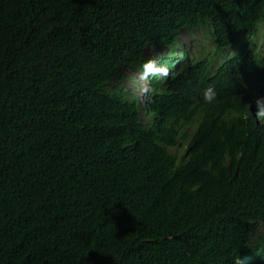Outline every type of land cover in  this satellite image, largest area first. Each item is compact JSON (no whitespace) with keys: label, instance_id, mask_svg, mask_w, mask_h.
I'll list each match as a JSON object with an SVG mask.
<instances>
[{"label":"trees","instance_id":"obj_1","mask_svg":"<svg viewBox=\"0 0 264 264\" xmlns=\"http://www.w3.org/2000/svg\"><path fill=\"white\" fill-rule=\"evenodd\" d=\"M263 22L264 0H0V264H264V198L243 187L264 135L197 199L163 147L254 89L264 104ZM179 61L140 134L124 70Z\"/></svg>","mask_w":264,"mask_h":264},{"label":"clouds","instance_id":"obj_2","mask_svg":"<svg viewBox=\"0 0 264 264\" xmlns=\"http://www.w3.org/2000/svg\"><path fill=\"white\" fill-rule=\"evenodd\" d=\"M155 49L164 50L162 47L152 50ZM159 51L154 58L146 57L157 63ZM181 64L183 65L179 61L172 68L164 65L160 70L147 67L144 76L148 86L142 92V100H139L137 93L132 94L130 89V94L134 95L138 102L140 134L146 135L154 128H151L152 123L146 115L147 94L152 82L161 81L165 76L175 73ZM205 95L207 96V91ZM190 121L191 124L187 128L180 127L179 137L172 144L163 147L166 152L165 167L171 182L188 177V183L184 184L186 197L197 199L217 192L222 186L225 173H236L240 168L248 167L247 158L252 152L251 143L254 142L252 132L257 130L264 135V104L260 101L257 89H254L247 94L237 110L229 108L216 116L209 113L207 116H196ZM166 131L167 129L164 134ZM216 132L220 135L215 134ZM254 163L253 167L249 166L253 182L243 187L253 188L252 196L264 198V147L259 151ZM256 182L260 183L257 188ZM253 240L256 241L254 238ZM239 264L245 263L241 260Z\"/></svg>","mask_w":264,"mask_h":264},{"label":"rangeland","instance_id":"obj_3","mask_svg":"<svg viewBox=\"0 0 264 264\" xmlns=\"http://www.w3.org/2000/svg\"><path fill=\"white\" fill-rule=\"evenodd\" d=\"M197 37H198V33L195 34L194 38H191L190 34L187 31L184 30L182 32L180 41L182 42V45L188 49V52L191 53L192 46L198 43V39H196ZM256 42L260 49L263 48L262 44L264 42V22L262 23L261 32ZM205 48L206 46H203L202 50H205ZM165 49L166 48H164V50ZM194 49H196V47ZM158 51L159 49L148 51L146 52L145 55L147 57L154 58V56L157 54ZM123 74L125 76L124 79H127L125 80L126 83L124 87L128 85V88L132 89V92H131L132 94L137 93L139 100L144 99V94L142 92H144L145 91L144 89L148 86V83L144 76V72H142L139 68H133L132 70H124Z\"/></svg>","mask_w":264,"mask_h":264}]
</instances>
